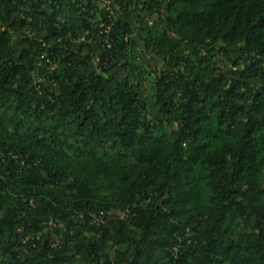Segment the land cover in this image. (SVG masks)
<instances>
[{
	"label": "trees",
	"instance_id": "16d2710c",
	"mask_svg": "<svg viewBox=\"0 0 264 264\" xmlns=\"http://www.w3.org/2000/svg\"><path fill=\"white\" fill-rule=\"evenodd\" d=\"M111 1L0 0V264H264V0Z\"/></svg>",
	"mask_w": 264,
	"mask_h": 264
},
{
	"label": "built area",
	"instance_id": "2783aa9c",
	"mask_svg": "<svg viewBox=\"0 0 264 264\" xmlns=\"http://www.w3.org/2000/svg\"><path fill=\"white\" fill-rule=\"evenodd\" d=\"M98 5L100 6V9L106 13V16H107V19H108L109 23H112V25H113L114 18H115V9H114L113 1H111V0H102V2H100ZM112 25L107 27L106 33H108V34L110 33ZM83 41H85V38L78 39V40L77 39H75V40L73 39L74 43H81ZM58 42L59 43L62 42V38H60L58 40ZM111 47H112L111 40H106V44L104 45L103 49L105 50V49H109ZM129 215H130V212L128 211L126 214L122 215V219H125L126 217L128 218ZM97 221H100V223H102V224L106 223V220L104 218H102V217L100 219H98Z\"/></svg>",
	"mask_w": 264,
	"mask_h": 264
},
{
	"label": "rangeland",
	"instance_id": "374dc122",
	"mask_svg": "<svg viewBox=\"0 0 264 264\" xmlns=\"http://www.w3.org/2000/svg\"><path fill=\"white\" fill-rule=\"evenodd\" d=\"M138 23H139V19L136 17L135 20H134V22H133V24H134V26H136V25H138ZM147 61L150 62L149 66H147V64H146V67H147V68H148V67H149V69H150V67H151L152 69L155 68V64H154V63H153V66H151L152 61L150 60L149 56L147 57ZM158 63H159V62H158ZM224 63H225V61H224ZM157 66L160 68V67H161V64L159 63Z\"/></svg>",
	"mask_w": 264,
	"mask_h": 264
}]
</instances>
